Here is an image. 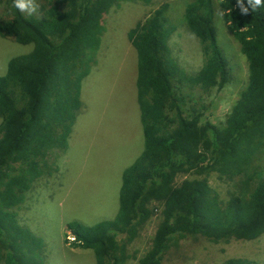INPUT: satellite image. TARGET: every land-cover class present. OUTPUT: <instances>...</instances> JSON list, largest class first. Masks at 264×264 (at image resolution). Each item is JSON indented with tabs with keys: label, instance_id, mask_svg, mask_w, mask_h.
Wrapping results in <instances>:
<instances>
[{
	"label": "trees",
	"instance_id": "1",
	"mask_svg": "<svg viewBox=\"0 0 264 264\" xmlns=\"http://www.w3.org/2000/svg\"><path fill=\"white\" fill-rule=\"evenodd\" d=\"M36 1L37 14L24 15L14 0H0V37L32 46L29 53L12 57L0 76V264H44L41 240L19 224L15 209L44 174L49 150L68 145L69 131H59L62 114L70 103L83 107L81 84L91 71L84 68L95 64L104 17L120 2L148 0ZM242 3L249 7L248 0ZM215 4L248 70L220 125L203 121L200 110L184 112L178 94L184 82L207 92L220 91L229 80L217 42ZM167 10L160 6L126 33L136 53L143 149L122 172L117 214L91 226L66 225L73 240L65 243L92 251L94 264H125V245L155 211L156 229L136 264H161L166 252L187 238L219 244L264 234V6L242 13L237 0H187L179 23L196 38L203 59L191 75L170 57L177 19H169ZM62 68L66 75L56 78ZM78 110L72 116L78 117ZM211 172L231 183L228 200L220 203L209 187ZM178 176L187 178L176 183ZM221 264L251 263L229 259Z\"/></svg>",
	"mask_w": 264,
	"mask_h": 264
},
{
	"label": "rangeland",
	"instance_id": "2",
	"mask_svg": "<svg viewBox=\"0 0 264 264\" xmlns=\"http://www.w3.org/2000/svg\"><path fill=\"white\" fill-rule=\"evenodd\" d=\"M32 2L36 5V11L32 13L37 14L39 3L36 0ZM186 2L125 1L104 17L106 28L94 54L95 64L90 63L85 67L88 69L84 68V71H91L81 84L78 101L83 107L70 103L65 105L62 114L65 119L59 131L61 135L71 132L68 145L63 150L52 148L50 153L47 152L46 163L42 167L44 174L33 183L24 202L15 209L19 224L41 240L44 251L40 259L44 264H94L92 251L73 249L65 243L66 239L73 240L66 225L75 221L91 226L113 219L118 211L122 172L143 149L135 96L136 53L127 39L128 29L153 10L167 5L169 19H177V28L173 29L169 41L170 57L185 75L194 74L202 66L198 41L185 25L179 23L184 20L182 8ZM214 9L217 42L227 60L229 80L220 91L212 89L207 92L184 82L178 85V94L183 99L184 112L190 113L193 108L196 112L200 110L204 114L203 121L220 125L245 86L248 70L238 45L225 29L216 4ZM22 12L29 14L28 11ZM31 50V45H20L11 38L0 37V76L5 74L12 57ZM66 73L62 68L56 78L63 79ZM175 84L178 83L175 81ZM58 85L61 89V82ZM76 109L81 110L78 117L72 116ZM73 123L71 129L70 124ZM218 175L211 172L207 180L221 203L228 200L233 189L231 183L221 180ZM186 178L178 176L175 182L180 183ZM154 213L136 238L125 245L124 251L128 256L125 264H136L148 250L158 222L159 213ZM123 237L120 236L119 241ZM229 259L264 264V234L253 240L231 239L219 244L202 238H187L178 247L168 250L161 264H221Z\"/></svg>",
	"mask_w": 264,
	"mask_h": 264
},
{
	"label": "clouds",
	"instance_id": "3",
	"mask_svg": "<svg viewBox=\"0 0 264 264\" xmlns=\"http://www.w3.org/2000/svg\"><path fill=\"white\" fill-rule=\"evenodd\" d=\"M237 2L240 5L242 13H248L249 7L251 9H256L264 6V0H248L249 7H245L242 0H237ZM14 7L20 11H28L29 13L36 11V5L32 2V0H14Z\"/></svg>",
	"mask_w": 264,
	"mask_h": 264
},
{
	"label": "crops",
	"instance_id": "4",
	"mask_svg": "<svg viewBox=\"0 0 264 264\" xmlns=\"http://www.w3.org/2000/svg\"><path fill=\"white\" fill-rule=\"evenodd\" d=\"M135 96H136V93H135ZM136 108H137V113H138V116H140V114H139V109H138V105H137V102H136ZM132 114H134L133 112H132ZM140 120V119H139ZM141 124V123H140ZM72 131V130H71ZM71 134V133H70Z\"/></svg>",
	"mask_w": 264,
	"mask_h": 264
}]
</instances>
